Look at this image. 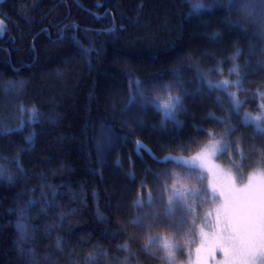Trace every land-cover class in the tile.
Listing matches in <instances>:
<instances>
[{"label":"trees","instance_id":"trees-1","mask_svg":"<svg viewBox=\"0 0 264 264\" xmlns=\"http://www.w3.org/2000/svg\"><path fill=\"white\" fill-rule=\"evenodd\" d=\"M211 1L193 14L187 0H0V264H169L160 243L173 233L146 231L147 208L162 215L135 203L164 176V157L223 137V162L242 176L264 169V135L243 123L264 105V31L253 34L229 0ZM233 64L238 115L205 84L236 80ZM136 81L177 85L179 123L156 106L137 110L139 123L118 120ZM98 123L114 134L102 163Z\"/></svg>","mask_w":264,"mask_h":264},{"label":"snow or ice","instance_id":"snow-or-ice-1","mask_svg":"<svg viewBox=\"0 0 264 264\" xmlns=\"http://www.w3.org/2000/svg\"><path fill=\"white\" fill-rule=\"evenodd\" d=\"M234 0H229V4H232ZM206 9L203 2L196 6L195 11H205ZM5 31L3 22L0 21V35ZM239 55L240 51L237 50L233 55L232 59L235 60ZM229 73L237 76L236 80L224 79L219 81H205V84L209 91L220 90L225 93L229 101L231 102L232 109L238 115L243 102L239 99L236 91H230V88H236L237 91L242 90L243 81L240 77V68L238 65L233 64V67L229 69ZM139 86V81L135 82ZM143 97V93H139ZM219 100V98H218ZM134 102V98L130 103ZM158 111L163 112L165 121H175L176 113L183 110V101L180 95H172L169 93L163 101H159L155 104ZM262 111L256 116H252L250 113H245L243 117V123L246 126H253L258 134L264 135V105H261ZM21 112H24L23 107L20 108ZM32 116L29 123L35 122L37 118V110L35 108L29 109ZM213 119L220 120L221 123L228 125V131H234L235 129L229 125L227 118H219L213 116ZM179 123V121H175ZM24 122L21 121L20 127H23ZM211 135V134H210ZM31 143V137L28 138ZM135 148L137 153L141 150L149 152L147 146L142 141L137 140L135 142ZM240 151L241 158L243 159V152L239 149H232ZM229 152V145L224 143L223 137L220 140H216L213 137L212 144V155H223ZM165 162H172L178 167L184 168L188 172L192 173L188 178L196 181H203L207 179L206 176L200 174L198 170L207 171L212 173L211 168H207L205 160L202 154L194 157H177V156H165ZM199 161V163H198ZM239 166V165H237ZM176 175V174H172ZM3 176V169L0 168V177ZM10 179V177H9ZM209 186L211 187L212 197L215 198L219 195L223 199V203L219 208L216 209L217 221L223 217V227L219 231H214L211 235L201 231V247L197 248V264H202L201 251L207 246V252L209 254L214 253L216 249H219L224 256V259L220 264H264V170L260 172L258 179L253 180L250 175L248 183L243 187H236L233 179L229 176L227 183L221 182L216 178L210 181ZM164 190L167 192L169 186L165 185ZM204 197L208 196V189H203ZM192 196L201 199V190L181 186L179 189L175 184L171 186V195L168 196L167 204L168 208L165 215H172L175 211V205L181 204L186 208L187 211H193L191 205L187 203V196ZM137 206L143 207V200L135 202ZM152 204V195L148 194V205ZM210 214V213H209ZM138 223V221H133ZM151 237L148 238L149 242H152ZM164 242L161 247L165 250L166 258L169 264L175 258V244L168 241L167 238H163ZM59 246V241H58ZM121 247L127 249V244Z\"/></svg>","mask_w":264,"mask_h":264},{"label":"rangeland","instance_id":"rangeland-1","mask_svg":"<svg viewBox=\"0 0 264 264\" xmlns=\"http://www.w3.org/2000/svg\"><path fill=\"white\" fill-rule=\"evenodd\" d=\"M192 7L193 14H196V6L203 2L206 6L210 5L213 1L211 0H187ZM214 3V2H213ZM235 9L241 16V20L248 22V27H251L252 33L264 31V0H234ZM232 7V5H231ZM245 13L247 17L245 16ZM259 34V33H255ZM264 38V37H263ZM129 84V85H128ZM126 86V93L119 99L116 97L117 103L115 104V113L123 123L136 122L139 123V115L137 110L146 109L148 107H154L157 99L163 101L165 97L171 93L172 95H178V87L175 84L167 85L159 81L151 82H140L139 86L136 83L130 82ZM139 93H143L142 98ZM134 98V102L130 103ZM142 111V110H141ZM140 112V111H139ZM95 146L98 153L99 163H102L106 158L111 145L114 142L113 132L103 124L98 123L95 130L94 137ZM212 144L207 145L204 150L193 155L177 156V157H194L202 154L207 168L212 169V173L207 171L198 170L200 174L207 177L205 179L206 188L208 189V196L204 197L203 188L200 184L201 181L189 179L188 177L192 173L188 172L184 168L178 167L174 163H168L163 174H160L159 182L155 184H148L147 190L144 193L143 202H148L149 192L152 195V203L157 205L159 209L158 215H162L159 219H156L151 215L152 210L148 207L149 213L143 215V220L146 222L143 224L146 231L150 233H173L171 234V242L175 244V263L173 264H197V248L201 247V231L211 235L214 231H219L223 227V217L217 221L216 209L221 206L223 199L217 195L215 198L212 197L211 187L209 186L210 181L213 180L214 174L216 178L221 182L227 183L228 177L230 176L236 187H243L248 183V178L251 175L253 180L258 179L260 172L264 169H255L249 174L242 176L235 168L226 164L222 161L221 155H212ZM231 154V153H229ZM199 163V161H198ZM176 175H172V174ZM175 184L179 189L181 186L189 189L196 188L201 190V199L189 194L187 196V203L191 205L193 211L189 212L181 204H176L175 211L172 215H165L168 208L167 200L168 196L171 195V186ZM168 185L169 190L166 192L164 186ZM143 213V210H142ZM210 213V214H209ZM145 215H147L145 217ZM168 234V235H169ZM162 245V243H160ZM162 248V247H161ZM163 253L165 250L161 249ZM166 254V253H165ZM202 264H220L224 259L223 253L216 249L214 253L209 254L207 252V246L201 251Z\"/></svg>","mask_w":264,"mask_h":264}]
</instances>
